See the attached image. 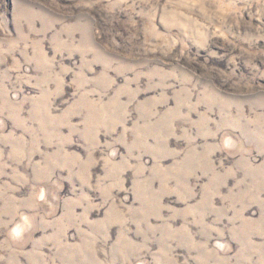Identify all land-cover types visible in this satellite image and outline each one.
<instances>
[{"label":"rangeland","instance_id":"rangeland-1","mask_svg":"<svg viewBox=\"0 0 264 264\" xmlns=\"http://www.w3.org/2000/svg\"><path fill=\"white\" fill-rule=\"evenodd\" d=\"M0 264H264V0H0Z\"/></svg>","mask_w":264,"mask_h":264}]
</instances>
